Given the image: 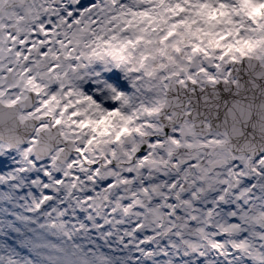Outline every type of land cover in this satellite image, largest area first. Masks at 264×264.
Wrapping results in <instances>:
<instances>
[{
    "label": "snow or ice",
    "instance_id": "obj_1",
    "mask_svg": "<svg viewBox=\"0 0 264 264\" xmlns=\"http://www.w3.org/2000/svg\"><path fill=\"white\" fill-rule=\"evenodd\" d=\"M0 264H264V0H0Z\"/></svg>",
    "mask_w": 264,
    "mask_h": 264
}]
</instances>
